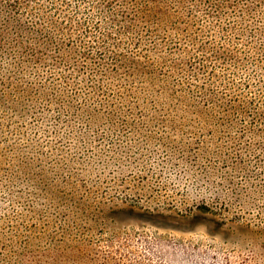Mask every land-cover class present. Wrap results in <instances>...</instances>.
I'll use <instances>...</instances> for the list:
<instances>
[{
    "label": "rangeland",
    "instance_id": "1",
    "mask_svg": "<svg viewBox=\"0 0 264 264\" xmlns=\"http://www.w3.org/2000/svg\"><path fill=\"white\" fill-rule=\"evenodd\" d=\"M221 3L224 10L215 12L207 8L204 0L157 2L156 5L165 4L169 8L161 7V10L173 15L172 27L181 23V28L172 32L177 37L169 38L165 32L158 37L149 36L145 34L147 28L138 33L133 23L145 24L142 19L145 8L134 4L130 8L127 0H0V31L7 30L11 37L17 38L15 43L31 48H50L41 34L55 35L56 46L72 44L71 48H78L88 56L83 62L70 60L67 64H71L72 70L83 68L84 73L97 75L95 78L105 71L111 76L123 72L127 80L132 79L127 74L133 69L122 67L126 61L122 59L132 56L145 63H155L154 68L160 74H174L177 80L189 81L191 92H205L200 87L205 83L212 84L206 86L212 88L210 92H225L228 96L244 93L264 99V0L211 1L216 6ZM146 6L149 12L150 4ZM130 11L132 16L125 18ZM118 21L131 29L120 31L113 25ZM21 26L27 30L22 36ZM51 48L46 58L54 55L55 45ZM48 62L58 66L53 57ZM84 64L86 67H82ZM45 68L43 73L48 76L49 68L47 65ZM81 77L84 76L74 74L73 78L78 80L59 79L63 87L60 89L51 82L44 83V77H40L38 83L42 89L38 85L26 91H32L38 100L30 97V102L23 104L25 109L35 112L29 118L32 125L43 127L36 138L51 152L52 158L45 162L51 159L57 162L51 163L44 194H40L41 187L34 185L39 201L34 205L31 224L35 222L40 228L48 222L52 234L44 238L45 243L57 240L59 227L82 230V235L76 237L79 254L69 252L62 264H264L261 253L256 254L261 249L254 248V239H237L238 233L227 234L226 227H219L213 219H206L202 225L182 226L178 221L164 220L157 224L137 217H114L99 225L87 215L84 219L78 216L86 207L84 200L81 201L83 195H87L86 203L94 206L99 202L107 204L108 196L117 202L143 196L146 205L159 207L166 214L186 213L203 204L211 207L220 220H242L227 214L229 204L215 194L221 188L206 185L209 181L203 177L204 172L200 170L199 174L200 166L210 158L205 157L206 153L189 150L194 144L188 142L197 138V133L191 135L182 130L184 126L172 125L166 133L168 138L158 131L161 128L154 126L140 128L138 133V128L133 131L128 128L120 134L121 128H110L109 123L90 118L96 109L103 113L99 103L90 106L83 102L90 101L96 92L101 96L104 92L112 93L110 98L118 96L124 88L123 81L105 78L101 82L104 88L98 89V82L86 84L79 81ZM38 90L48 95L41 97ZM55 92H69L65 99L71 105L60 101ZM261 105L264 107V101ZM59 106L62 116L58 115ZM68 110L76 115H68ZM203 131L202 144L210 139L220 141L213 125ZM175 145L179 148L183 145L181 148L188 151L182 155ZM61 159L67 163H59ZM165 159L172 160L166 170ZM216 171L215 168L211 171L213 178L218 174ZM40 182L38 178L34 180L36 185ZM138 184L144 187L137 188ZM2 187L0 178L1 191ZM61 194L65 201L57 198ZM19 201L0 202V206L9 207L10 211L15 209L18 215L27 205ZM255 203L249 208L252 212L249 218L264 224V199ZM238 215L243 218L242 214Z\"/></svg>",
    "mask_w": 264,
    "mask_h": 264
},
{
    "label": "trees",
    "instance_id": "2",
    "mask_svg": "<svg viewBox=\"0 0 264 264\" xmlns=\"http://www.w3.org/2000/svg\"><path fill=\"white\" fill-rule=\"evenodd\" d=\"M163 1L127 0L129 7L134 4L135 7L142 5L145 8L142 18L145 24L142 26L137 22L133 23L134 27H138V33H142L144 28H147L145 34L149 36L153 34L154 37H158L165 32L169 33V38L177 37V34L172 32L180 29L181 23L177 24L176 28L172 27L173 15L167 13L166 10L169 8L165 4L156 5L157 2ZM177 1L182 3L186 0ZM211 1L213 0H204L207 8L214 9L215 12L224 10L225 6L222 3L220 6H216L211 4ZM146 4H150L149 12ZM259 4L261 5V3ZM214 5L216 8L213 7ZM161 7L166 9L161 10ZM132 12L125 15V18L132 16ZM146 16L147 18H145ZM117 17L115 16V18ZM129 19L133 20V18ZM113 25L124 32L131 29L130 25L121 24V21ZM22 26L20 27L21 36L23 33H27V30ZM173 28L174 31H172ZM184 31L185 29L182 30V34ZM45 33L41 34V37L46 39L47 46L51 48L55 45L56 47L53 49L54 55L48 58L53 57L55 63L58 64L57 67L52 66L48 62V58L45 57L50 48H38L39 46L31 48L18 45L15 43L17 38L11 37L7 30L0 31V178L3 186V191L0 190V202L9 204L13 201L20 203L19 200H23L27 204L23 207L26 210L18 215L15 214V209L10 211L9 207L0 206V264H62L66 260L64 256L69 252L79 254L80 246L76 242L78 240L76 237L82 235V230L59 227L55 234L57 240L45 243L44 238L52 234L48 222L41 224L40 228L35 222L31 224L30 219L33 217L31 214L34 213V205H37L36 202L39 201L37 192L34 193V185L39 189L41 187L40 194H44L48 188V183L45 182L46 176L51 169V163L56 160L51 159L49 162H45L52 158L51 152L46 150L47 146L36 138L43 127L38 128L32 125L29 118L35 112H30L23 106L30 102V97L38 100L32 91L26 92L29 89H35L38 85V88L42 89L38 78L44 77V83L51 82L56 89H60L63 87L58 80H78V78H73L74 74L84 76L80 78V82L86 84L98 82V89L104 88V84L101 82H104L105 78H117L123 81L121 85L124 88L119 90L122 93L118 96L110 98L113 96L112 93L104 92L101 96L100 92H96L93 93L90 101L83 102L84 105L90 103V106L99 103L103 113L99 111L101 109H96L95 113H91L90 118L105 124L109 123L110 128H121L118 132L120 134L122 130L128 128L129 131L138 128V133L140 128L154 126L161 128L158 131L163 132L162 134L168 138L166 133L172 125L184 126L182 130L191 133V135L197 133L195 134L197 138H190L188 142L194 144L189 150L206 153L209 157H205L210 158L207 163L200 166L199 174L200 170L204 172L203 177L209 181V184L205 183L206 185L221 188L215 194H219L223 201L229 204L227 214L232 218L242 220H220L211 207L203 204L196 209L190 208L186 213L166 214L159 207L146 205L143 196L132 197L130 200L121 202L113 201L111 196H108L107 204L99 202L94 206V203H86L87 195H83V199L80 200H84L87 209L85 207L84 211L78 215L79 217L83 216L84 219L87 215L88 219L99 225H103L106 218L113 219L114 217L119 219L137 217L157 224L164 220L178 221L182 226L202 225L206 219H213L219 227H226L227 234L238 233L237 239L246 238L245 240L248 241L254 239V248L261 249V252H256V254L261 253L264 257V224L253 222V218L251 220L249 218L252 213L249 208L256 205L255 202L264 199V107H261V101L264 99L244 93L228 96L225 92H210L212 88L206 86L212 84L205 83L200 86L205 92H191L193 88L189 81L177 80L178 76L174 74H160L154 68L155 63L150 61L145 63L132 56L122 59L126 60L122 67L133 69L130 74H127L132 78L129 80L126 79L123 72L111 76L103 71L104 75H100L99 78H95L97 75L91 72L84 73L83 68L75 72L76 68L72 70L71 64L67 63L70 60H82L83 62L86 60L83 58H88V56L81 53L78 48H71L72 44L56 46L55 35ZM81 50L83 51V48ZM29 54L30 58H26V55ZM157 55L161 56L160 52H157ZM45 65L50 69V71L47 70V73H50L48 76L43 73L46 69ZM85 65L82 67H86ZM125 80L126 82H124ZM37 92L41 97L48 95L44 90ZM55 93L60 97V101L62 99L71 105V102L65 99L69 92ZM109 104L112 106H108ZM104 107L106 109H103ZM58 112V115L62 116L60 106ZM67 112L68 115H76L75 111L68 110ZM208 125L216 127L215 135L220 136V141L219 139L217 141L210 139L205 142L206 144H202L204 140L201 139L205 135L203 130ZM193 127L194 131L190 132ZM55 133L62 135L61 132ZM183 145L181 147H185ZM60 147L62 148V145ZM181 147L178 149L184 155L188 149ZM169 150L171 149L166 148V151ZM64 160L61 159L58 162L66 164L67 162ZM165 160L167 161H163V164H166L163 167L164 170L172 161ZM214 168L218 173L216 178H213L214 176L211 174ZM196 177L194 175V178ZM37 178L41 182L36 185L34 180ZM145 180L142 179V181ZM136 187L143 188L144 186L138 184ZM8 196H10L9 199ZM33 196L35 197L33 198ZM57 198L60 202L65 201L62 194ZM239 213L243 215V218L238 215ZM173 225L178 227L176 224Z\"/></svg>",
    "mask_w": 264,
    "mask_h": 264
}]
</instances>
